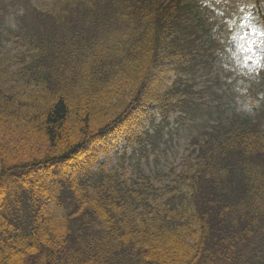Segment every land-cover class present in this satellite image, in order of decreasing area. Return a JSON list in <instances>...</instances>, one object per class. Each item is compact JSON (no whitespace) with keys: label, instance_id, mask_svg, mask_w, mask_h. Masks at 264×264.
Wrapping results in <instances>:
<instances>
[{"label":"trees","instance_id":"1","mask_svg":"<svg viewBox=\"0 0 264 264\" xmlns=\"http://www.w3.org/2000/svg\"><path fill=\"white\" fill-rule=\"evenodd\" d=\"M204 3L0 0V264H264V98L229 113L179 74L230 52ZM138 112L201 122L179 169L89 171Z\"/></svg>","mask_w":264,"mask_h":264},{"label":"rangeland","instance_id":"2","mask_svg":"<svg viewBox=\"0 0 264 264\" xmlns=\"http://www.w3.org/2000/svg\"><path fill=\"white\" fill-rule=\"evenodd\" d=\"M36 1L33 0V3L36 4ZM196 1H203L207 5L210 11L207 21L214 19V23L211 21L213 29L221 30L224 35L226 32L232 40L229 42L230 52L215 54L213 57L204 55L201 57L204 62H199L184 72L181 68L179 74L191 86L194 100L207 101L211 99L210 93L215 92L222 95L221 102H227L225 107L230 109L229 113L235 111L238 114H259L262 108L260 102L264 98V32L256 29L252 11L253 5L258 1L259 11L264 12V0ZM13 25L12 13L1 17L0 29ZM0 49H11L13 53L14 47L4 42ZM174 77L172 71H167L160 79L169 84ZM137 114H140L138 122L129 121L127 129L105 135L92 148L91 153L86 156L89 171L95 172L102 165L106 172L116 168L121 176L128 178L138 170L150 173L156 169H179L182 158L194 147L193 137L202 132L201 122H197V119H182L181 114H176L168 118L167 127H163L158 118L150 126L148 117L141 112ZM177 117L180 118L176 120ZM206 118L204 115L203 119ZM262 121L264 122V116ZM158 125L162 128H158V132L153 134ZM168 131L170 136L167 135ZM128 132L135 136L145 137L147 133L155 137H148L147 141L138 143L137 137H128ZM150 142H154V146ZM83 163L84 160L80 161V165ZM71 174L73 177L76 175L74 171ZM50 204L47 203V206Z\"/></svg>","mask_w":264,"mask_h":264}]
</instances>
